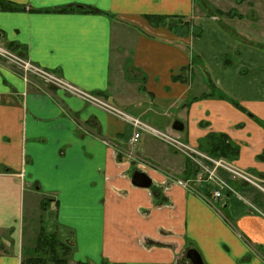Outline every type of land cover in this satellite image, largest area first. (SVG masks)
Returning a JSON list of instances; mask_svg holds the SVG:
<instances>
[{
	"label": "crops",
	"instance_id": "0c3cea01",
	"mask_svg": "<svg viewBox=\"0 0 264 264\" xmlns=\"http://www.w3.org/2000/svg\"><path fill=\"white\" fill-rule=\"evenodd\" d=\"M4 1L19 7L0 9L4 46L196 153L131 141L129 123L0 61V264H22L41 229L71 243L68 264H187L189 247L204 264H264V1ZM215 138L233 155L209 154ZM41 205L50 231L34 226Z\"/></svg>",
	"mask_w": 264,
	"mask_h": 264
},
{
	"label": "built area",
	"instance_id": "2783aa9c",
	"mask_svg": "<svg viewBox=\"0 0 264 264\" xmlns=\"http://www.w3.org/2000/svg\"><path fill=\"white\" fill-rule=\"evenodd\" d=\"M0 61H3L2 63L8 66L14 67L16 71H18L25 79L29 80L30 78H33L35 80L38 79L39 81L43 83H49L53 85V87L63 89L64 91L72 95H75L88 103H92L96 106H99L100 108L118 117L119 119H122L128 122L134 129V134H133V138L131 139V141H135L139 137L140 132H145L175 147V149L181 152L196 153L195 150H193L192 148H189L187 145H185L184 143H182L181 141H179L177 138L173 137L169 133H166L159 129H155L149 126L148 124L141 122L139 119L134 118L130 115H127L121 110L115 107H112L106 102L99 100L96 96L89 94L85 91H81L74 85L64 81L62 78H59L54 73L52 74L49 70L44 69L36 65L35 63L31 62L28 58L23 59V57H21L20 55L15 54L9 48L3 46L1 42H0ZM212 162H214L218 166H221L225 170L231 172L234 176L257 185L256 183L252 181V179L247 174L236 169L232 165H229L228 163L224 161H212ZM200 168H201V174L199 173V178L202 177L204 173L206 174L208 179L215 178L213 171L209 170L207 166L201 165ZM212 196L213 198H219L221 196V191H214Z\"/></svg>",
	"mask_w": 264,
	"mask_h": 264
},
{
	"label": "trees",
	"instance_id": "16d2710c",
	"mask_svg": "<svg viewBox=\"0 0 264 264\" xmlns=\"http://www.w3.org/2000/svg\"><path fill=\"white\" fill-rule=\"evenodd\" d=\"M243 1V0H239ZM19 7L8 3L4 0H0V9L7 11L18 10ZM147 20L152 23L155 20H164L173 18L162 15H149L145 16ZM211 147L209 154L213 156H226L233 155L234 149L229 144H225L222 140L215 138L211 140ZM72 247L71 243L64 242L58 238L54 232H46L43 229L40 230L38 238L35 240L33 254L22 260V264H68V260L71 256ZM77 264H89L79 262Z\"/></svg>",
	"mask_w": 264,
	"mask_h": 264
},
{
	"label": "rangeland",
	"instance_id": "374dc122",
	"mask_svg": "<svg viewBox=\"0 0 264 264\" xmlns=\"http://www.w3.org/2000/svg\"><path fill=\"white\" fill-rule=\"evenodd\" d=\"M203 1V3L204 4H206V3H208V5L209 6H211L212 8H214L215 6L217 7V5H216V3H209L207 0H202ZM205 1V2H204ZM264 1V0H263ZM215 2V1H214ZM207 5V4H206ZM263 6H264V4H263ZM211 8V10H213V11H215L214 9H212ZM263 9H264V7H263ZM259 11V10H258ZM145 19V21H146V23L147 24H149V25H151V26H154V27H159V26H162V25H164V26H167V27H169L170 29L172 28V27H175L174 28V30L175 29H177L178 27L179 28H183L184 27V25H183V22L181 21H178V19H174V18H168V19H164L163 21L162 20H155V21H153V23L150 21V20H147L146 18H144ZM179 23V24H178ZM201 27H203V28H205V25L202 23L201 24ZM176 31V30H175ZM183 31L182 30H180V33H182ZM2 44V43H1ZM3 45V44H2ZM4 46V45H3ZM6 47V46H5ZM10 49V48H9ZM12 52H14L15 54H18V55H20L21 57H23V59H25L26 57L23 55V53H21V52H19V51H16L15 49H10ZM27 59V58H26ZM1 62H3V61H1ZM11 67V66H10ZM13 69H15L14 67H12ZM16 70V69H15ZM52 74L54 73V72H52V71H50ZM49 72V73H50ZM56 76H58L59 78H62V77H60L58 74H56V73H54ZM63 79V78H62ZM26 80H28V79H26ZM29 80H34L33 78H30ZM64 80V79H63ZM36 81H38L39 83H41L42 85H44V86H47L48 88H51V87H53V85H51V84H49V83H43V82H41V81H39L38 79H36ZM65 81V80H64ZM81 90V89H80ZM81 91H83V90H81ZM86 92V91H85ZM87 93H89V92H87ZM89 94H91V93H89ZM92 95H94V94H92ZM94 96H96L99 100H101V101H103V102H105L103 99H101L99 96H97V95H94ZM92 104V103H91ZM112 106V105H111ZM113 107V106H112ZM123 112V111H122ZM135 118V117H134ZM122 120V119H121ZM124 121V120H123ZM126 122V121H125ZM142 122V121H141ZM128 123V122H127ZM146 124V123H145ZM164 132H166V131H164ZM166 133H169V132H166ZM203 152V151H202ZM203 153H205V152H203ZM204 175H206L205 173H204ZM251 178V177H250ZM252 179V178H251ZM252 181L254 182V183H256L257 184V181L256 180H254V179H252ZM36 208V207H35ZM33 217L35 218L34 219V226L36 227V219H38V221L40 220L41 222H40V226H42V225H44V226H46V230L47 231H50L52 228H53V225H51L52 224V221H53V219H54V212H52V211H48L46 208H44V206L43 205H41V207H37V209H35V211H34V213H33ZM38 225H39V223H38ZM35 236H36V233H35ZM35 243V242H34ZM29 244V243H28ZM28 246V245H27ZM33 249H34V245H33ZM32 254H33V252H32ZM187 264H189V262L187 263Z\"/></svg>",
	"mask_w": 264,
	"mask_h": 264
},
{
	"label": "water",
	"instance_id": "95a60500",
	"mask_svg": "<svg viewBox=\"0 0 264 264\" xmlns=\"http://www.w3.org/2000/svg\"><path fill=\"white\" fill-rule=\"evenodd\" d=\"M1 38V34H0ZM172 129L175 131H181L183 125L178 120H175L172 123ZM131 184L138 188H149L151 186V179L149 176L139 170H135L131 175ZM185 257L188 260L189 264H204L202 261L201 255L198 250L194 247H189L185 252Z\"/></svg>",
	"mask_w": 264,
	"mask_h": 264
}]
</instances>
